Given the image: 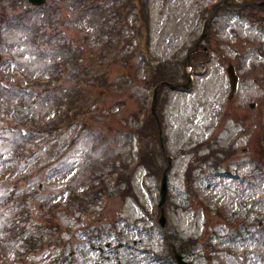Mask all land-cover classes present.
<instances>
[{
    "label": "rangeland",
    "instance_id": "1",
    "mask_svg": "<svg viewBox=\"0 0 264 264\" xmlns=\"http://www.w3.org/2000/svg\"><path fill=\"white\" fill-rule=\"evenodd\" d=\"M140 1L143 18L147 12L144 50L127 27L131 11L127 23L107 32V14L86 19L76 0H46L40 7L0 0L7 23L0 22V82L13 85L12 95L24 103L37 92L38 103L27 112L34 119L54 118L53 101L62 110L58 123L34 129L21 152L3 128L17 119L0 90V264H177L167 252L178 249L176 237L196 239L182 252L187 264H264V21L249 15L251 0ZM38 19L43 32L70 48L33 35ZM193 46L206 48L190 68L183 60ZM76 49L80 69L78 60H69ZM55 61L61 72L54 83ZM147 62L164 64L168 78L187 84L165 86L160 94L165 155L158 144L152 148L160 167L170 157L164 228L156 210L161 174L134 165L130 137L136 118L142 121L151 106L153 90L143 82ZM228 64L239 76L232 96ZM44 77L49 83L28 84ZM212 151L221 158L218 167L212 159L202 162L188 186L192 156ZM120 162L134 165L136 199H121L112 187L108 171ZM94 185L98 198L80 205Z\"/></svg>",
    "mask_w": 264,
    "mask_h": 264
},
{
    "label": "trees",
    "instance_id": "2",
    "mask_svg": "<svg viewBox=\"0 0 264 264\" xmlns=\"http://www.w3.org/2000/svg\"><path fill=\"white\" fill-rule=\"evenodd\" d=\"M100 0H77V5H78V9L80 10V12L82 13L84 18H88V16H90L88 19L94 18L96 16V18H102L105 19L106 14L108 15L109 11H113V14L117 15L116 18H114L113 22H110L111 25H109V31L111 30H118L117 25L122 23L125 24V20H124V16L125 14H127L130 10L129 7V0H112L109 3L107 2L105 6H103V4L99 3ZM139 3L141 4L140 0ZM103 6V7H102ZM250 7L254 10H261L262 14H259V12H256L255 14L260 16L261 20H264V6L263 7H259L257 5H250ZM146 13H144V18L142 16V21L143 24L144 22L147 21L146 19ZM142 15V12H141ZM126 17V16H125ZM5 19V17L0 18V22H3ZM42 24V20L38 19L37 23L35 25H33V32L38 30L41 31V28H39V26ZM101 24H103V21H101ZM43 32V31H42ZM44 35V37L46 38V33L43 32L42 33ZM49 36V35H47ZM47 39H45L46 41ZM49 41V39H48ZM59 44V46L61 48L66 47V43L63 41H59L57 42ZM76 54H78V50L76 49ZM201 54L203 55V51H201ZM194 56L190 57V61L189 63L191 64V61L193 60ZM76 62V61H75ZM58 62H55V65ZM77 65V64H76ZM193 65V64H192ZM81 65L78 62L77 65V69H80ZM170 70H168V68L162 64V63H157L154 65L153 69H152V74H150V80H152V85L160 88V86H164V81H172L171 78H168V74H169ZM167 77V79H166ZM101 81H103V79H101ZM36 83V84H35ZM28 84L33 87V88H38L41 84V82L38 83V81L36 82H28ZM35 84V85H33ZM31 87H25V89H29V93H31ZM24 90V88H23ZM12 93H16V89L12 88L11 89ZM11 91H9L8 93V97H6V99L8 100L10 98V103H9V108L12 109L13 111V117H18L17 114H23L22 117H26L24 114V108H23V101L20 99V97H16V95H12ZM1 92V91H0ZM40 98L43 97V95L39 94ZM3 98V97H2ZM34 98V102H37V98H36V94L33 95ZM41 102H43V99L40 100ZM40 104V102H39ZM40 106V105H39ZM23 109V110H22ZM56 117H62L61 115H56ZM136 125L133 127L132 133L133 135H135L136 137V141H137V149H136V153H135V164L134 165H141L143 166L146 171L150 172L151 174L155 175V176H159L161 174V171L164 169L162 166L160 167V164L158 163V159L156 158V152L155 150L152 148V145L154 143L158 144L159 143V137H158V132H157V128H156V123L153 119V117L151 116L150 113L147 112L145 118L141 121L139 118H136ZM17 123H24V121L19 120L17 121ZM48 124V121L44 122V123H40V122H36V121H32L30 122V126L27 128V135L31 136L32 132H34V129L36 130V133L42 131L43 127L46 126ZM32 128V129H31ZM23 136H21L22 138ZM22 140V139H21ZM23 141V140H22ZM20 141V142H22ZM15 145H19L20 143H15ZM19 148V147H17ZM160 153V150L158 151ZM227 154L230 153V151H226ZM226 152H224V154H226ZM198 153V150H197ZM192 156V158L190 159V161L188 162L186 169H185V179L188 183H186L188 186H190V176H191V172L197 167L200 166V164H202V162H205L207 159H212L213 161V166H217V163L215 162L216 160H221V158H218L214 152H210V153H206V154H202V155H198L196 156V154ZM133 165V167H134ZM130 164L127 162H120V165L118 167H115V170L109 169L108 174L109 173H116V180H114L113 182V186L114 189L117 191V195L118 197H120L121 199H125L127 197H132L134 199H136V195L132 193V187L130 184V176H131V172L133 171V167L129 168ZM100 179V178H99ZM190 181V182H189ZM101 185L105 186L104 184L100 183ZM190 189V187H189ZM86 196V197H85ZM99 196V191L95 189V185L91 186L90 192L85 194L83 192L81 199L78 200V202H81L80 205H88L91 204L92 202H94V199L98 198ZM75 201L77 202L76 198ZM84 209H86V207H84L83 209L78 210L79 212L85 211ZM15 237V236H14ZM176 240L179 241L178 243V250L180 252H184L185 250L190 249L192 246H194L196 244V239L194 238H188L186 240L182 239V238H175Z\"/></svg>",
    "mask_w": 264,
    "mask_h": 264
},
{
    "label": "water",
    "instance_id": "3",
    "mask_svg": "<svg viewBox=\"0 0 264 264\" xmlns=\"http://www.w3.org/2000/svg\"><path fill=\"white\" fill-rule=\"evenodd\" d=\"M28 1L32 4H35V5H39V4H42L44 2V0H28ZM226 72L228 75L229 86H230L229 96H232L236 92L237 87H238V77H237L232 65H228V67L226 68ZM154 101H155V95L153 97V102ZM254 106H255L254 104H250V107H254ZM156 119H157V117H156ZM159 196H160V201L158 203V206L161 207L165 201V198H166V176H165V172H163V175L161 178ZM164 222H165V219H164L163 211L161 208L159 223L163 226ZM172 249H173V253H174V257H175L176 261L179 264H186V262L182 259V256L176 251L174 246L172 247Z\"/></svg>",
    "mask_w": 264,
    "mask_h": 264
}]
</instances>
